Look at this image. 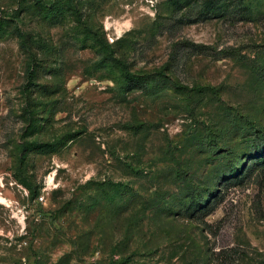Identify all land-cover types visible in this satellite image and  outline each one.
<instances>
[{
  "label": "rangeland",
  "instance_id": "374dc122",
  "mask_svg": "<svg viewBox=\"0 0 264 264\" xmlns=\"http://www.w3.org/2000/svg\"><path fill=\"white\" fill-rule=\"evenodd\" d=\"M215 1L0 0V264H264V0Z\"/></svg>",
  "mask_w": 264,
  "mask_h": 264
},
{
  "label": "trees",
  "instance_id": "16d2710c",
  "mask_svg": "<svg viewBox=\"0 0 264 264\" xmlns=\"http://www.w3.org/2000/svg\"><path fill=\"white\" fill-rule=\"evenodd\" d=\"M179 5L181 10L182 9H189L194 6H197L201 0H175ZM209 6L207 7L206 11L203 13V16L205 19H212L217 16H220L221 13L224 12L223 6L221 3L216 2L215 0H207ZM121 71L124 74L125 77H130L127 68L125 65L121 64ZM30 193L32 194L31 196H34L35 194L33 193V190L29 186ZM32 190V191H31Z\"/></svg>",
  "mask_w": 264,
  "mask_h": 264
}]
</instances>
